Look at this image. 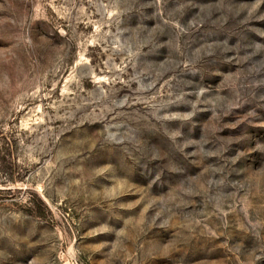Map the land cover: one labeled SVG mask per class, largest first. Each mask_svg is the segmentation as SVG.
<instances>
[{
	"label": "rangeland",
	"instance_id": "374dc122",
	"mask_svg": "<svg viewBox=\"0 0 264 264\" xmlns=\"http://www.w3.org/2000/svg\"><path fill=\"white\" fill-rule=\"evenodd\" d=\"M0 264H264V0H0Z\"/></svg>",
	"mask_w": 264,
	"mask_h": 264
}]
</instances>
